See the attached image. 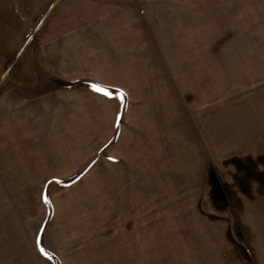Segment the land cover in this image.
<instances>
[{
    "label": "rangeland",
    "instance_id": "1",
    "mask_svg": "<svg viewBox=\"0 0 264 264\" xmlns=\"http://www.w3.org/2000/svg\"><path fill=\"white\" fill-rule=\"evenodd\" d=\"M129 66L147 76L120 88ZM157 86L176 98H153ZM154 110L159 124L177 112L200 126L211 152L230 138L263 146L264 0H0V264H262L247 236L264 147L205 156L197 195L141 188L136 170L161 158L137 123ZM132 128L131 175L114 174ZM34 152L45 166L19 178L17 159Z\"/></svg>",
    "mask_w": 264,
    "mask_h": 264
},
{
    "label": "crops",
    "instance_id": "2",
    "mask_svg": "<svg viewBox=\"0 0 264 264\" xmlns=\"http://www.w3.org/2000/svg\"><path fill=\"white\" fill-rule=\"evenodd\" d=\"M141 67H144L143 65H141ZM140 72L136 69L133 68L131 66H129L128 68H120L118 77L116 79H113V81L119 83L120 88L121 87H125L123 86V84L121 83H126L124 81H122L121 78L123 77H129V80H131V82H139L142 83V79L141 77H146L147 74L146 72H143L141 77H138L136 79V76H139ZM141 79V80H140ZM161 82V81H160ZM166 83V82H165ZM152 84V82H151ZM159 85V84H158ZM127 88V87H126ZM125 88V89H126ZM131 89L135 88V85L129 87ZM157 93V95L152 96L153 98H165V99H170V97H174V90H162L161 86H157V89H155V91ZM176 98V97H174ZM182 109H185V107H180ZM196 110V108H195ZM193 110L190 114V119L195 122V117L196 115L199 114V112H196V115L194 113ZM132 114V115H131ZM163 117L160 118V124L158 122V116L156 113V110H154V112H151L149 114V116L147 115H141L142 117V121L137 122L138 124L144 123V129L148 132V134L151 136L152 138V144L149 142L148 146H147V152H151L153 151V146L155 145L156 147H160V152H161V158L160 160L156 159L153 163H146L147 166H142V168H140L139 170H136V161L135 162V166L133 167V171H137L135 172V184L138 186H141V188H145L147 186H153V188H157L158 190H156V192H158L159 194H165V195H169V194H179V193H184L186 189L189 190V192H186V195H193L194 194H199L200 191H194L195 186L198 185V182L202 179V176L205 174L206 169L202 168V164H203V160L204 157L210 155V154H222V155H226L228 156V154L230 153V155L232 156L235 152L240 151L239 148L241 146H250L255 148V150H247L245 152H243L244 156H259L262 155L263 153H259V147H264V143L263 146H259V143H249L251 141H247L245 139H241V138H230L232 141H227L224 148L222 150H220L221 153H218L217 151H209L207 149L206 143L204 141V132L202 131V128L200 126L195 125V130L193 129H189L184 126L183 124H185V122L188 121V118H182V113H172V123H170V121L168 120V114L167 113H160ZM134 115L133 112H130L129 118L130 120L133 118L132 116ZM151 116V117H150ZM163 118V119H162ZM197 119H201L200 115H198ZM215 121V119H214ZM199 124V123H198ZM136 125V124H135ZM186 125V124H185ZM159 127V128H158ZM174 128V130L172 131V133L170 135L169 132L170 130ZM31 130H33L34 128H30ZM137 129V128H136ZM155 130H158L157 132H155ZM137 132L138 129L136 130L135 134H134V130L129 129V140H130V144L128 147V154H126L125 152V147H123L122 145H120L119 147L116 148V153L113 155L112 161L114 162L113 165V173L117 174L120 170V168H124L126 170L123 171V173L126 175V172L131 175V162L128 160L131 157L132 153L135 152V149L137 148L138 151V146H136L135 142H137L136 139H134V143H133V138L135 136H137ZM8 134V133H7ZM133 136H132V135ZM12 137H14L13 134H11ZM156 137V140L153 139V137ZM229 139V140H230ZM166 142H163V141ZM200 146V147H199ZM164 147V148H163ZM197 147V148H196ZM229 147L232 148H238V150L236 151H232L229 150ZM199 148V149H198ZM200 148L203 149V153L200 151ZM163 151H168L170 153V155L172 156L171 159L169 160V164L168 161L165 159H163L162 157L166 156ZM228 151H231L228 153ZM118 152V153H117ZM67 153H72L74 155L75 152L72 151H68ZM118 154V155H116ZM142 154V153H140ZM242 154V152H241ZM25 157V161H29L32 160L30 162H28V164H30L31 166H28V164H24V160L18 158L16 161V169H17V176L19 178H28V177H33L36 178V172L40 170V168H43L45 166V161L42 160H36V153H32V154H26L24 155ZM31 157V158H30ZM34 157V158H33ZM125 157H127L128 159H126ZM30 158V159H29ZM118 158V161H116V159ZM121 159H123V162L128 163L127 168L124 166H117L116 163H121ZM126 159V160H125ZM239 162H253L254 159H249V158H242L240 160H237ZM256 161H259V159L256 158ZM263 161V159H262ZM21 162V163H20ZM32 163V164H31ZM138 163V161H137ZM230 163H233L232 160H230ZM26 166V167H25ZM119 167V168H118ZM156 170L157 173H161V177H159V175L155 176L154 175V171ZM148 171H153L152 173L148 174ZM122 171L120 170V173ZM144 172V173H143ZM134 174L132 173V176ZM133 179V178H132ZM148 182V185H147ZM143 184H145L146 186L144 187ZM259 185V184H258ZM254 186V184H253ZM186 187V188H184ZM256 189L255 191L253 190V193L256 194H261L262 193V189L264 188L262 186H254ZM133 195L135 196V191L136 189H133ZM145 194V192H143ZM133 201L135 202V200L133 199ZM261 201L259 202L258 200V217L257 220L255 221V225H256V229H257V234H255V236H247L250 237L252 242L254 240V242L257 243V246L255 247V251H256V255L258 258V261L261 263V260H264V216H263V222L261 219V215L260 212L264 211V199H263V208H261ZM243 207V206H242ZM244 207H248V206H244ZM243 210H245L243 208ZM251 211V210H250ZM250 215V214H249ZM248 215V216H249ZM244 217V224L247 225L248 224V217L246 214V218L245 215H243ZM246 219V220H245ZM247 227V226H246ZM262 264H264V262H262Z\"/></svg>",
    "mask_w": 264,
    "mask_h": 264
},
{
    "label": "snow or ice",
    "instance_id": "3",
    "mask_svg": "<svg viewBox=\"0 0 264 264\" xmlns=\"http://www.w3.org/2000/svg\"><path fill=\"white\" fill-rule=\"evenodd\" d=\"M90 87L92 88L93 91L101 93L105 96H110V93L108 92V90L106 88H104L102 85L99 84H92L90 85ZM45 202L47 203V198L45 197ZM37 246H39V241L37 242ZM41 253H43L44 255H47V253L45 252V250L41 247L40 248Z\"/></svg>",
    "mask_w": 264,
    "mask_h": 264
}]
</instances>
